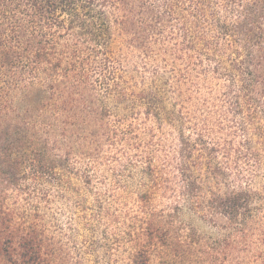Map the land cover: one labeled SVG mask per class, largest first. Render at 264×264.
Instances as JSON below:
<instances>
[{
	"label": "rangeland",
	"instance_id": "1",
	"mask_svg": "<svg viewBox=\"0 0 264 264\" xmlns=\"http://www.w3.org/2000/svg\"><path fill=\"white\" fill-rule=\"evenodd\" d=\"M172 2L189 16L181 9L187 0ZM150 4L168 13L167 2ZM165 19L159 32L146 34L144 48L131 35L114 37L110 91L97 84L103 49L83 48L100 118L82 142L50 145L59 161L54 173L36 179L22 165L21 184L0 189L20 222L41 223L53 264H131L133 241L150 222L166 245L164 258L155 250L151 264H264V107L245 103L234 112L219 94L227 80L204 76L212 67L189 59L178 16ZM150 96L159 99L152 113ZM181 132L195 144L187 161L191 195ZM242 189L249 206L238 218L212 209L214 197Z\"/></svg>",
	"mask_w": 264,
	"mask_h": 264
},
{
	"label": "trees",
	"instance_id": "2",
	"mask_svg": "<svg viewBox=\"0 0 264 264\" xmlns=\"http://www.w3.org/2000/svg\"><path fill=\"white\" fill-rule=\"evenodd\" d=\"M150 1L0 0V189L21 184L22 165H29L36 179L54 173L59 161L50 145H61L62 139L66 145L82 142L81 133L100 118L89 95L94 85L85 75L83 48L103 49L105 71L97 84L110 91L114 74L107 61L114 37L131 35L134 45L144 48L146 34L159 32L156 24L170 23L166 16H178L189 59L196 55L200 65H211L204 76L227 80L221 100L234 112L245 103L264 107V0H187L181 9L188 17L172 0H161L167 2L166 15ZM145 100L148 113L157 110V96ZM168 114L175 116V110ZM180 141L191 195L196 183L187 161L195 144L182 132ZM4 199L0 194V264H53L41 223L20 222ZM248 206L249 194L242 189L214 197L212 209L236 219ZM154 228L148 223L144 237L133 241L131 264H151L155 250L164 258L165 240Z\"/></svg>",
	"mask_w": 264,
	"mask_h": 264
}]
</instances>
